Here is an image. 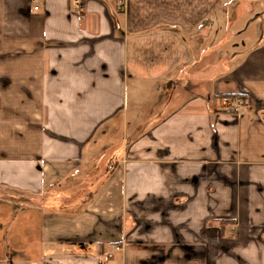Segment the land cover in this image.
Returning a JSON list of instances; mask_svg holds the SVG:
<instances>
[{
  "label": "crops",
  "instance_id": "0c3cea01",
  "mask_svg": "<svg viewBox=\"0 0 264 264\" xmlns=\"http://www.w3.org/2000/svg\"><path fill=\"white\" fill-rule=\"evenodd\" d=\"M0 264H264V0H0Z\"/></svg>",
  "mask_w": 264,
  "mask_h": 264
},
{
  "label": "rangeland",
  "instance_id": "374dc122",
  "mask_svg": "<svg viewBox=\"0 0 264 264\" xmlns=\"http://www.w3.org/2000/svg\"><path fill=\"white\" fill-rule=\"evenodd\" d=\"M118 8H117V10L118 11H121L122 9H123V7H122V4L120 5L119 3H118V6H117ZM211 13H214V11H212ZM210 25L212 26L213 24L212 23H208L207 24V31H209L210 32V30L212 29V30H214V31H216V28L214 29V28H211L210 27ZM214 35H215V32H214ZM186 94H188V93H186V91H183L182 90V92L179 94H176L175 96H172V98H170V100L168 101V103H170V105H172L173 103H175V102H177V97L178 96H180V95H186ZM129 104V103H128ZM150 105H151V102H150V104H149V108H147V109H151V107H150ZM157 105V104H156ZM169 105V106H170ZM159 110H161V109H159V107H158V105H157V109H156V111H155V113L154 114H156V112H158ZM148 111H150V110H148ZM153 117H151L150 119H148V120H151ZM82 188V187H81ZM78 196H79V193L77 192V195H74V198L75 199H78ZM81 199H84V198H81Z\"/></svg>",
  "mask_w": 264,
  "mask_h": 264
},
{
  "label": "trees",
  "instance_id": "16d2710c",
  "mask_svg": "<svg viewBox=\"0 0 264 264\" xmlns=\"http://www.w3.org/2000/svg\"><path fill=\"white\" fill-rule=\"evenodd\" d=\"M224 96L230 97L232 99H235V97H240V98L242 97V95H239V94H229V95H224Z\"/></svg>",
  "mask_w": 264,
  "mask_h": 264
},
{
  "label": "built area",
  "instance_id": "2783aa9c",
  "mask_svg": "<svg viewBox=\"0 0 264 264\" xmlns=\"http://www.w3.org/2000/svg\"><path fill=\"white\" fill-rule=\"evenodd\" d=\"M35 9H36V7H35ZM237 102H238L239 105L243 103L241 100H238ZM237 109H238V106L234 108V110H237Z\"/></svg>",
  "mask_w": 264,
  "mask_h": 264
}]
</instances>
